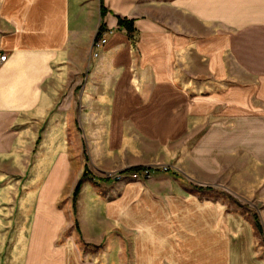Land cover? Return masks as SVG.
Masks as SVG:
<instances>
[{"label": "crops", "instance_id": "obj_1", "mask_svg": "<svg viewBox=\"0 0 264 264\" xmlns=\"http://www.w3.org/2000/svg\"><path fill=\"white\" fill-rule=\"evenodd\" d=\"M102 6L0 0V264L125 263L80 256L76 221L133 235V264H264V0ZM79 131L96 170L176 172L75 200Z\"/></svg>", "mask_w": 264, "mask_h": 264}, {"label": "rangeland", "instance_id": "obj_2", "mask_svg": "<svg viewBox=\"0 0 264 264\" xmlns=\"http://www.w3.org/2000/svg\"><path fill=\"white\" fill-rule=\"evenodd\" d=\"M104 38V36H102V34L93 41L92 43V47H91V52H90V56L93 58V56H96L97 51L96 48H98L99 46L96 45V43L101 39ZM65 62V61H64ZM69 63V62H68ZM85 64V62H84ZM69 91L67 89H64V94ZM76 92L74 93L75 96L78 95V90H75ZM65 97V95H64ZM71 137V136H70ZM68 137V147L69 149L72 148L71 154H72V160L75 163H77L78 167L80 170L83 169L84 165L87 164L88 170L84 173L83 175L80 177V179L82 177H84L85 179H89L91 180L93 185H97L99 183H97V181H95L94 176L98 175V177H102L103 179L106 180H144L146 178H148L150 175L153 174V172L155 171H162V172H166V171H171L172 169L174 170V172H176V168L172 165L169 164H163V163H156L154 165H143V166H138V167H132V168H126V169H116V170H106L105 172L99 171L94 169L90 163L88 162V152L86 150V147L84 145V141H83V136L81 134V132L79 131V135H78V139H77V144L75 143V138L73 137L72 142H71V138ZM77 145V147H76ZM149 169V175L144 177V178H140V179H132L128 176L121 178V179H117L115 178L114 174L116 173H129L130 171H142L143 169ZM81 172V171H80ZM81 174V173H80ZM102 184H99L98 187L100 189V192L102 191L103 188H101ZM82 186V184H81ZM80 186V188H81ZM76 187V186H75ZM80 188L75 196V200L79 194ZM75 190V188H74ZM74 190L72 192V197L74 199ZM76 216V213H74ZM77 219V218H76ZM75 227L77 228V230H79L78 235L75 237L76 241H75V245L77 246L78 250L80 251V256H105V257H110L112 259H121L123 260L125 263L124 264H133V259H134V249H132L130 247V245H132L131 243L134 240V236L133 235H127L126 237V241L121 233V229L119 227V225H115L111 228V234H110V240H111V246H107V241H105V244H93V243H87L83 232L82 227L80 226V224H78V222L76 221ZM75 229L74 228V224L73 227L71 229V231ZM109 239V238H108ZM123 243H121V242ZM121 245V246H119ZM122 245H125V248L122 247ZM8 250L4 249V250H0V253L2 256H6L7 255Z\"/></svg>", "mask_w": 264, "mask_h": 264}, {"label": "built area", "instance_id": "obj_3", "mask_svg": "<svg viewBox=\"0 0 264 264\" xmlns=\"http://www.w3.org/2000/svg\"><path fill=\"white\" fill-rule=\"evenodd\" d=\"M105 43V38H101L96 45L99 46L101 44ZM6 58V53L0 54V61H4ZM150 170L147 168L143 169L142 171H130L129 173H116L114 174L115 178L121 179L126 176L132 178V179H140L144 178L149 175Z\"/></svg>", "mask_w": 264, "mask_h": 264}, {"label": "trees", "instance_id": "obj_4", "mask_svg": "<svg viewBox=\"0 0 264 264\" xmlns=\"http://www.w3.org/2000/svg\"><path fill=\"white\" fill-rule=\"evenodd\" d=\"M102 8H103V6H102V0H100V9L102 10ZM119 23H120V25L126 24V22L124 23V20H120ZM128 28H131V26L128 27ZM100 35H101V26L97 30L95 39H97ZM81 184H82V178L79 179V181L76 184V187H75V190H74V199H75V196H76V194H77V192H78Z\"/></svg>", "mask_w": 264, "mask_h": 264}]
</instances>
